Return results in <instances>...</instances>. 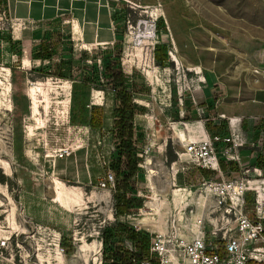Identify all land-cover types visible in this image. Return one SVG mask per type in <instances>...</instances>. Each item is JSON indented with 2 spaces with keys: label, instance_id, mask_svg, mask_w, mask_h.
<instances>
[{
  "label": "rangeland",
  "instance_id": "rangeland-1",
  "mask_svg": "<svg viewBox=\"0 0 264 264\" xmlns=\"http://www.w3.org/2000/svg\"><path fill=\"white\" fill-rule=\"evenodd\" d=\"M160 3L185 8L186 26L176 29L186 31V44L157 17ZM46 30L69 36L74 59L90 66L95 58L98 70L101 51L122 42V69L137 106L138 169L127 196L142 202L129 216L115 215L113 92L93 82L81 87L83 114L101 106L102 127L72 123V83L79 77L67 65L63 78L52 74L62 58L68 62V44L56 47L50 62L32 58ZM156 45L169 55L163 63L154 58ZM198 50L224 54L228 64L217 80L194 64ZM256 92L264 93L261 0H0V264H104L103 231H115L117 221L149 234L159 264L181 263L183 246L196 235L219 245L224 234H234L241 213L254 215L252 161L236 150L246 151L249 132L261 135L264 121L245 108V116L232 117L234 126L232 115L204 109L202 118L178 117L179 110L189 103L197 112L208 97L240 108ZM201 122L230 138V146L215 144L217 157L236 162L239 174L210 170L216 173L206 177L186 153L190 140L211 135L202 133ZM109 170L113 184L102 187ZM259 194L264 200L262 188Z\"/></svg>",
  "mask_w": 264,
  "mask_h": 264
},
{
  "label": "trees",
  "instance_id": "trees-1",
  "mask_svg": "<svg viewBox=\"0 0 264 264\" xmlns=\"http://www.w3.org/2000/svg\"><path fill=\"white\" fill-rule=\"evenodd\" d=\"M68 44V62H65V58L61 59L59 63L55 65L56 70L52 72L53 76L63 78L66 73L63 65L68 66V70L76 74L79 79L78 83H72V107L70 110V121L74 124H86L91 128L102 127L103 121V109L98 105H91L89 108V114H83V110L87 109L85 106L88 103H83L82 89L81 87L89 84L96 83L95 85L108 87L111 89L114 95V109H113V131L112 137L115 143L117 159H116V174L117 182L115 186L114 198L115 203V215H128L133 209L141 207L142 202L140 199L127 196L128 189L130 187L131 179L137 172V159L136 148L134 144L135 132H134V115L137 113V106L133 102L132 93L129 92L126 84V74L122 69L121 55H122V42L116 40L112 48L103 49L102 66L100 70L96 69L95 58H91V65L88 66L83 63V59L75 60L72 51V42L70 37L64 36L62 32L53 33L45 31L42 34L41 42L33 52L32 58L40 60L52 61L53 51L59 45ZM160 46H155L154 58L156 61L163 63L166 59H169V55L166 53L163 46L160 50ZM51 71V70H50ZM100 78H99V77ZM72 80H75L74 78ZM76 81V80H75ZM102 81V84L100 83ZM103 90V89H102ZM137 115V114H136ZM207 132L211 135L219 134L215 125L211 126L210 123L204 124ZM221 143L225 147L230 146V140L218 141L216 144ZM241 152V149L239 150ZM219 167L222 171H231L232 173L239 174V167L236 162L227 161L224 156H218ZM259 168H264V156L260 157L257 162ZM202 173L206 177H210V170H204ZM129 216V215H128ZM254 218L253 215H250ZM128 240L131 247H128L124 241ZM111 241V242H110ZM102 243L105 249L102 252V259L104 264H159V258L156 253L151 251V239L147 232L137 230L134 226L116 222L115 231H103ZM222 242H219V246ZM220 253L222 249L220 246ZM256 264V261L248 260L245 264Z\"/></svg>",
  "mask_w": 264,
  "mask_h": 264
},
{
  "label": "built area",
  "instance_id": "built-area-1",
  "mask_svg": "<svg viewBox=\"0 0 264 264\" xmlns=\"http://www.w3.org/2000/svg\"><path fill=\"white\" fill-rule=\"evenodd\" d=\"M179 104H183L181 96ZM203 111L201 107H197L198 113H203ZM216 118H225V115L219 114ZM227 118H229V126H232L230 120L232 117ZM214 124L217 125L219 122ZM229 140L230 138H224L220 134L209 135L203 141L188 142L185 151L193 158L197 166L219 171L215 144L218 141L227 142ZM248 171L252 178L249 180L251 190L256 193L255 201L257 205L253 215L254 218L245 213H241L237 217L234 234H224L221 238L222 253L219 251L220 246L210 244L204 234L196 235L183 246L181 263L177 259L171 261V264H245L248 260L264 262V200H261L259 194L260 188L264 190V168L253 166ZM113 181L114 175L109 170L100 186L104 187L108 183L113 184ZM256 242L262 245L251 247Z\"/></svg>",
  "mask_w": 264,
  "mask_h": 264
},
{
  "label": "crops",
  "instance_id": "crops-1",
  "mask_svg": "<svg viewBox=\"0 0 264 264\" xmlns=\"http://www.w3.org/2000/svg\"><path fill=\"white\" fill-rule=\"evenodd\" d=\"M166 1V0H165ZM264 4V0H261ZM159 8H157L158 11H160V16H157L158 18L161 17L164 22L166 23V26L168 28H170V30L172 31V35L174 34V36L176 37V40L178 42H184V44H186V38L188 37V34H186V31L181 33H178L176 27H185L186 26V21L183 20L184 16L181 12V10H184V7H180L177 6L173 7L170 6L171 8H166V6L164 5V3H160ZM178 15H180L181 20L179 22H177V18ZM74 39V37H73ZM175 42V41H174ZM249 44V42H248ZM252 50H255L252 48ZM247 51H249L247 49ZM221 54H218L217 52H212L209 50H198V52H196V54L193 55V62L194 64H200L206 71H207V75L210 77L211 81L217 80L218 76L220 75V73L222 72V70L226 69L227 64L224 62V54L222 52H220ZM237 53L234 56V59L237 57L236 56ZM196 56V57H195ZM171 57V56H170ZM172 59V58H171ZM199 68V67H198ZM234 72L238 73V69H236ZM253 72L258 73V70L253 69ZM203 80V79H202ZM200 80V81H202ZM240 95H241V89H240ZM256 97L255 99H251L248 104L246 106H242L239 108V106L237 107H233V108H227L226 106H220V100L217 102H215V98H209L208 97V102L207 105L202 106V109H208L209 111H213L215 112V114L218 113H224L226 115H232L230 117H237L239 118L240 116H245L243 110L244 108L247 110H251L248 114V117L250 118H263V120L260 121H264V93L262 95V93H258L256 92ZM258 95V96H257ZM232 111V112H229ZM184 115L189 116V117H193V118H202L201 117V113L196 112V106H194L193 104H187V106L185 105L184 108H181L179 110V115L178 117H184ZM239 116V117H238ZM229 117V116H227ZM196 120V119H195ZM201 121V120H200ZM202 123V122H201ZM220 123V122H219ZM203 126V131L202 133L208 135L207 130L205 128V125L202 123ZM200 133V132H199ZM249 133H251L252 136H250V145L248 146V148L246 149V151L242 150V148H238V150H236L237 156L239 158V156H243L246 157L245 159H249L252 161V165L253 166H257L254 163L258 162V159L263 155V151H264V131L260 132L258 131H250ZM262 140V144L259 145V140ZM241 149V152H239V150ZM244 152H246V154H244ZM246 155V156H245ZM219 165V164H218ZM220 169V167H219ZM221 170V169H220Z\"/></svg>",
  "mask_w": 264,
  "mask_h": 264
},
{
  "label": "bare ground",
  "instance_id": "bare-ground-1",
  "mask_svg": "<svg viewBox=\"0 0 264 264\" xmlns=\"http://www.w3.org/2000/svg\"><path fill=\"white\" fill-rule=\"evenodd\" d=\"M172 59H173V61L175 62L176 60H177V58H175V57H172ZM42 84V83H41ZM34 91V90H33ZM230 120H231V125L232 126H234V124H235V119L234 118H230ZM190 141H196V140H190ZM189 141V142H190ZM5 168V167H4ZM7 168V167H6ZM54 185H56V188L59 190L60 188H59V186L61 185H63L62 184V182H60V181H56V182H54ZM251 187H249V189H250ZM62 189V188H61ZM252 189V188H251ZM57 195H59L58 193H57ZM58 199H59V196H58Z\"/></svg>",
  "mask_w": 264,
  "mask_h": 264
}]
</instances>
